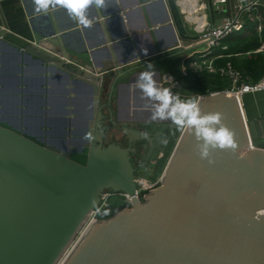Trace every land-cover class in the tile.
<instances>
[{
  "label": "water",
  "instance_id": "1",
  "mask_svg": "<svg viewBox=\"0 0 264 264\" xmlns=\"http://www.w3.org/2000/svg\"><path fill=\"white\" fill-rule=\"evenodd\" d=\"M22 1L32 39L10 30L0 5V45L17 63L15 73H4L3 56L0 61V264H56L106 189L127 193L131 205L94 221L63 264H264V149L245 152L249 137L237 98L220 90L199 99L205 113L224 114L236 151L214 149L215 163H209L198 154L194 133L183 129L161 185L141 201L132 155L146 146L148 159L163 148L169 123L144 124L143 132L123 121L126 141L107 142L103 91L110 87L108 111L116 126L114 92L123 85L136 89L137 76L112 78L77 60H62L55 52L92 63L87 45L71 50L66 42L78 33V23L57 25L52 17L64 9L36 12L31 0ZM30 61L45 83L63 78L64 103L55 114L49 108L40 115L24 112ZM9 81L15 89H5ZM77 88L87 93L85 106L75 101ZM130 94L136 103L135 91ZM249 128L254 143H264V119L251 117ZM86 133L94 139H84Z\"/></svg>",
  "mask_w": 264,
  "mask_h": 264
},
{
  "label": "crops",
  "instance_id": "2",
  "mask_svg": "<svg viewBox=\"0 0 264 264\" xmlns=\"http://www.w3.org/2000/svg\"><path fill=\"white\" fill-rule=\"evenodd\" d=\"M193 1L195 2L193 7L198 12L188 11L190 15L181 9L177 0H107V7L103 9L91 6L88 9V15L93 21L92 26L83 28L78 24V33L69 35L66 42L71 50H74L73 47L82 46L83 43L87 45V50L92 56V63L89 64L69 52L67 54L71 59L82 62L81 64L87 68L104 74L108 73L112 78L126 73L125 77L135 74L138 78L141 72L148 70L146 66L151 63L154 65V78L160 86L166 78L173 77L180 81L181 86L177 89V93L182 99L197 97L200 94L197 95L188 90V81L185 78L190 73L189 63L199 58L201 52L207 49L206 44L199 41L195 20L203 21L209 27L222 25L226 19L234 15L235 5L243 0H229L221 7L214 6L212 0ZM0 5L10 30L32 39L33 32L23 1L0 0ZM30 7H35L33 0L30 1ZM260 8L264 9L259 6L255 10ZM245 14L243 19L247 21L248 14L251 13ZM252 15H254L253 11L251 17ZM179 19L181 22H178ZM52 20L57 25L59 23L69 25L73 22L66 10L60 12L59 16H53ZM52 20H49L51 27ZM40 24L48 27L42 21ZM222 40L211 52L202 53V56L216 57L213 52L217 47H221ZM47 44L55 50H61V47L56 44L49 42ZM145 48L148 50L146 54ZM131 89L135 91L136 103H133ZM114 93H116V103L114 104L113 101V106L118 112L119 123L123 121L141 125L156 123L157 126L169 123L173 136L170 135V138L165 139L166 147L169 149L174 141L178 140L182 132L174 135V132L177 133L179 129L170 120L153 121L151 119L149 111L151 102L143 99L137 88L123 85ZM124 109L128 112L126 116L122 115ZM134 109L137 110L136 113L133 112ZM166 147L160 151V157L168 150Z\"/></svg>",
  "mask_w": 264,
  "mask_h": 264
},
{
  "label": "clouds",
  "instance_id": "3",
  "mask_svg": "<svg viewBox=\"0 0 264 264\" xmlns=\"http://www.w3.org/2000/svg\"><path fill=\"white\" fill-rule=\"evenodd\" d=\"M34 11L48 13L49 10L62 8L83 28L93 24L89 18L88 9L107 7V0H33ZM147 49H144L145 54ZM135 81V87L141 92L142 98L151 102V119L153 121L170 120L177 129L187 128L194 133L197 141L196 148L202 159H210L214 149H231L236 151L237 142L234 132L224 123L222 112H207L202 110L197 97L182 99L178 93H173L168 87L158 84L155 77L154 65L149 63ZM84 139L93 140L91 133H86ZM99 211V209H97ZM105 215L107 212L104 213Z\"/></svg>",
  "mask_w": 264,
  "mask_h": 264
},
{
  "label": "built area",
  "instance_id": "4",
  "mask_svg": "<svg viewBox=\"0 0 264 264\" xmlns=\"http://www.w3.org/2000/svg\"><path fill=\"white\" fill-rule=\"evenodd\" d=\"M179 4L181 5V9L185 12H190L192 4L190 0H177ZM190 1V2H188ZM229 2V0H212V4L214 6L221 7L222 5ZM263 7L264 8V0H243L241 2H238V4L235 5L234 8V15L230 18L226 19V21L222 25H213V26H207L205 22H200L195 20V29L199 36V41L204 42L207 46V49L204 52H201V56L197 59H194L191 61L188 65V70L192 72H202V71H209L211 73H218L219 75L223 77H227L230 80V85L225 91L229 93L231 96L236 97L239 105L242 110L243 120L246 127V131L249 137V147L245 149V152H248L253 149H264V143L262 144H255L254 140L251 136L250 128H249V115L247 113L246 109V102L245 97L248 94H256V93H263L264 94V77L260 80L253 82L249 75L245 74L243 71L237 69L233 66L231 62H227L224 65L217 66L215 63V59L218 57H221L222 55H218L216 57H206V55L202 56V53L211 52L212 49L220 44V41L227 37L228 35L241 31L246 24V21L243 19V14L245 13H251L252 11L256 9V7ZM188 12V13H189ZM248 14V18L251 20H261L262 17L260 13H257L256 15ZM190 15V13H189ZM258 31L262 30V24L258 23L256 26ZM34 44H36L38 47H42L40 42L33 41ZM48 51L51 49L44 48ZM264 49V44L257 50L261 51ZM52 52V51H50ZM55 54L61 58L62 60H66L67 62L75 61L69 57H65L57 52ZM187 69V68H186ZM186 72V71H185ZM163 87H168L172 90V92L175 94L177 93V89L181 86L180 81L173 77H168L165 79V82L162 83ZM104 91L107 90L105 89ZM103 91L102 96L104 97L106 93ZM203 95H198L197 97L200 99ZM107 98V97H104ZM110 99V97H109ZM258 118L264 119L262 113H260ZM163 180V173L161 176L157 177L154 180H139L138 179V188L136 190V195L139 196L140 194L146 192L148 193V190H153L154 188H157L161 185ZM145 194V195H146ZM122 196L126 201H131L132 197L129 196L127 193L123 191H114L113 189H106L103 191V193L100 196V202L99 204L89 213L85 221L82 223L81 227L79 228L76 236L72 241L77 243L89 230V228L92 226L94 221H99L101 218V214L111 206V198L114 196ZM99 209V211H97Z\"/></svg>",
  "mask_w": 264,
  "mask_h": 264
},
{
  "label": "trees",
  "instance_id": "5",
  "mask_svg": "<svg viewBox=\"0 0 264 264\" xmlns=\"http://www.w3.org/2000/svg\"><path fill=\"white\" fill-rule=\"evenodd\" d=\"M260 13L261 20L247 19L245 27L238 32H234L222 40L221 47H217L213 55H222L215 59L217 66L231 62L234 67L249 75L253 82L264 77V49L257 51L264 44V9L253 10V14ZM262 24V30L258 31L256 26ZM222 46H226L225 48ZM188 81V90L194 94L205 95L211 92L225 90L230 85V80L218 73L202 71L190 73L185 77ZM250 95V94H249ZM246 102V99H245ZM246 109L249 117H257L259 114L249 112L246 102ZM264 117V112L262 113ZM162 163V162H160ZM162 165V164H161ZM154 179V177H152ZM123 205H114L105 210L107 214H102V218H108L117 211L123 209Z\"/></svg>",
  "mask_w": 264,
  "mask_h": 264
},
{
  "label": "rangeland",
  "instance_id": "6",
  "mask_svg": "<svg viewBox=\"0 0 264 264\" xmlns=\"http://www.w3.org/2000/svg\"><path fill=\"white\" fill-rule=\"evenodd\" d=\"M2 56L4 59V62L6 63L4 73H15V66L16 63V55H14L10 49L4 47L3 45H0V61L2 60ZM28 69L29 73L33 74L31 75L30 82L27 84V86L24 88L23 96L22 98L28 102L27 107L24 108V112L28 115H40L42 113V108H49V113L55 114L59 110V108L63 107L64 99L61 97V92L63 88V78L59 76H52L48 79V82L45 83L44 80L36 76V73L38 71V66L33 61L28 62ZM31 71V72H30ZM8 86H11L15 89V86H12L11 81L7 82V85L5 86V89L8 88ZM44 90V91H43ZM106 93V91H104ZM75 101L78 103L79 106H85L86 105V99H87V93L83 88H77L74 92ZM198 98V97H197ZM247 107L249 112H255L257 114L264 112V94L263 93H256V94H248L246 97ZM113 101L114 104L116 103V93L113 95ZM81 124L82 128V120H78ZM78 128H80V125H78ZM182 132V130H178L177 134ZM179 139V138H178ZM176 142L169 147V149L166 151L164 157L161 160H158V157L155 156L152 158L151 163L159 161L157 166V171L154 170L153 165H148L147 167L143 168L139 174V180H150V177H154L156 179L157 177L161 176L165 166L173 152V148L175 147ZM160 153V152H159ZM159 155V154H158ZM162 162V163H160ZM162 164V165H161ZM153 179V180H154ZM111 203L114 205H123L126 203L125 199L122 196H114L111 198ZM75 242H73L74 244ZM71 244V245H73ZM72 247V246H71ZM70 247V248H71Z\"/></svg>",
  "mask_w": 264,
  "mask_h": 264
},
{
  "label": "flooded vegetation",
  "instance_id": "7",
  "mask_svg": "<svg viewBox=\"0 0 264 264\" xmlns=\"http://www.w3.org/2000/svg\"><path fill=\"white\" fill-rule=\"evenodd\" d=\"M106 90H107V93H106V95L104 96V97H107V98H104L103 96H102V99H101V101H102V104L105 106V109H106V112H107V117L103 120V126L104 127H106V128H110V132L109 133H107L106 134V136H107V142H110V141H113V140H119V141H121V142H125L126 141V139H125V136H124V132L122 131V129H121V123H118L116 126H113L112 125V123H111V121H110V114H109V111H108V103H109V101H110V99H109V97H110V95H109V92H110V87H107L106 88ZM112 104H113V101H112ZM127 110L126 109H124L123 111H122V115L123 116H126L127 115ZM131 126L132 127H135V128H138V129H140L141 131H143V132H147V129H146V127L145 126H143V125H141V124H131ZM168 133H170V135L171 136H173V134H172V130L169 128L168 129ZM177 133L176 132H174V135H176ZM169 135V136H170ZM170 138V137H169ZM165 141V139L163 140V142ZM165 147H166V143L164 142V147L163 148H161V149H159V150H155L154 151V155L153 156H151V157H149L148 159H147V152H148V148L145 146V147H142L141 149H140V151H139V153H137V154H133L132 155V160H133V164L137 167V173H136V182H137V188H138V176H139V174H140V172H141V170L143 169V168H145V167H147L148 165H153V167H154V170H156L157 171V169H158V166H157V164H158V160H161L163 157H164V155H165V153L160 157L158 154H159V152L160 151H162L163 149H165ZM167 148V147H166ZM155 154H156V157H158V160L156 161V162H152L151 163V160H152V158L155 156ZM150 180H153V178L152 177H150ZM155 189V188H154ZM153 189V190H154ZM150 191H152V190H148L147 192L149 193ZM145 194H146V192H144V193H142V194H140L139 196H138V198L141 200V201H144V198H145ZM126 201V200H125ZM131 203H132V200L131 201H126V203L125 204H123V206L124 207H127V206H130L131 205ZM108 209V208H107ZM106 209V210H107ZM105 212V211H104ZM103 212V213H104ZM102 213V214H103ZM102 214H101V216H102ZM100 219H102V217L100 218Z\"/></svg>",
  "mask_w": 264,
  "mask_h": 264
},
{
  "label": "bare ground",
  "instance_id": "8",
  "mask_svg": "<svg viewBox=\"0 0 264 264\" xmlns=\"http://www.w3.org/2000/svg\"><path fill=\"white\" fill-rule=\"evenodd\" d=\"M191 3H192V8H191V11L193 12H198L197 10L194 9V4L195 2L193 0H190ZM189 14V13H188ZM195 14V13H193ZM74 241H72L68 246L67 248L65 249V251L63 252V254L61 255V257L59 258V260L57 261L56 264H63V262L65 261V259L69 256V254L72 252V250L75 248V246L77 245V243H74ZM73 244V245H71ZM72 246V247H71ZM71 247V248H70Z\"/></svg>",
  "mask_w": 264,
  "mask_h": 264
}]
</instances>
